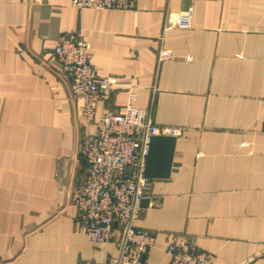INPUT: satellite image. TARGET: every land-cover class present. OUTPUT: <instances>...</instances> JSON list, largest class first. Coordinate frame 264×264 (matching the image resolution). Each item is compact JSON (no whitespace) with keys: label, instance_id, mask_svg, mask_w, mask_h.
Returning <instances> with one entry per match:
<instances>
[{"label":"crops","instance_id":"crops-1","mask_svg":"<svg viewBox=\"0 0 264 264\" xmlns=\"http://www.w3.org/2000/svg\"><path fill=\"white\" fill-rule=\"evenodd\" d=\"M62 38L85 41L97 72L119 81L98 115L133 93L155 124L182 130L170 177L152 179L138 222L155 236L144 264H169L170 242L213 264H264V0H135L102 11L0 0V264L117 254L115 242L88 238L70 201L86 176L80 142L90 127L55 58Z\"/></svg>","mask_w":264,"mask_h":264},{"label":"built area","instance_id":"built-area-1","mask_svg":"<svg viewBox=\"0 0 264 264\" xmlns=\"http://www.w3.org/2000/svg\"><path fill=\"white\" fill-rule=\"evenodd\" d=\"M72 4L94 11L129 10L135 0H72ZM179 26L189 28L191 17L183 15ZM88 49L85 41L72 38H62L54 48L57 64L71 82L72 96L80 103L81 117L90 127L80 142L86 176L70 201L93 243L117 246L111 262L87 264H144L155 243V236L138 225L152 182L146 176L151 140L154 136L178 138L182 130L155 124L149 110L134 104L133 93L122 110L107 108L98 115V104L110 100L119 81L97 72ZM160 57L171 58L173 52L161 50ZM166 252L169 264H213L206 252L188 242H170Z\"/></svg>","mask_w":264,"mask_h":264},{"label":"water","instance_id":"water-1","mask_svg":"<svg viewBox=\"0 0 264 264\" xmlns=\"http://www.w3.org/2000/svg\"><path fill=\"white\" fill-rule=\"evenodd\" d=\"M177 138L174 136H154L151 140L146 166V176L151 179L170 177ZM149 204L146 198L144 208Z\"/></svg>","mask_w":264,"mask_h":264}]
</instances>
